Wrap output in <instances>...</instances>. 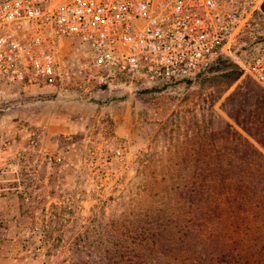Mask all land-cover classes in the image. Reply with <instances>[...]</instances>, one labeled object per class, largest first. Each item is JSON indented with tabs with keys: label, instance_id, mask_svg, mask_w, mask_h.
<instances>
[{
	"label": "rangeland",
	"instance_id": "374dc122",
	"mask_svg": "<svg viewBox=\"0 0 264 264\" xmlns=\"http://www.w3.org/2000/svg\"><path fill=\"white\" fill-rule=\"evenodd\" d=\"M56 44L62 75L54 84H2L0 264H63L86 227L147 222L157 207L172 213L173 190L190 184L196 164L237 166L229 177L264 202L244 138L263 149L224 105L249 75L238 61L264 48V4L225 55L242 76L221 95L215 73L159 83L109 79L80 38Z\"/></svg>",
	"mask_w": 264,
	"mask_h": 264
},
{
	"label": "built area",
	"instance_id": "2783aa9c",
	"mask_svg": "<svg viewBox=\"0 0 264 264\" xmlns=\"http://www.w3.org/2000/svg\"><path fill=\"white\" fill-rule=\"evenodd\" d=\"M264 0H0L4 81L54 84L56 39L78 37L105 77L150 83L194 77L234 54ZM264 87V48L238 61ZM118 154L121 151L118 150Z\"/></svg>",
	"mask_w": 264,
	"mask_h": 264
},
{
	"label": "trees",
	"instance_id": "16d2710c",
	"mask_svg": "<svg viewBox=\"0 0 264 264\" xmlns=\"http://www.w3.org/2000/svg\"><path fill=\"white\" fill-rule=\"evenodd\" d=\"M224 58L220 55L210 68L182 80L215 73L211 78L221 95L242 76V69L229 66ZM224 105L227 114L263 149L244 138L247 165L258 169L257 183L262 185L264 87L249 74ZM231 166L221 162L194 165L190 184L186 187L189 181H184L174 188L176 210L166 216L157 207L147 222L86 227L70 243L71 255L63 264H264V202L255 203L253 196L243 192L244 181L229 177V171L237 170ZM252 182L249 179L247 184ZM179 205L187 209L186 214Z\"/></svg>",
	"mask_w": 264,
	"mask_h": 264
}]
</instances>
